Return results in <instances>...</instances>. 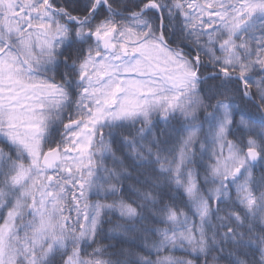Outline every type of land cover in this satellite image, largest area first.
Listing matches in <instances>:
<instances>
[{"label": "snow or ice", "instance_id": "6c2138e0", "mask_svg": "<svg viewBox=\"0 0 264 264\" xmlns=\"http://www.w3.org/2000/svg\"><path fill=\"white\" fill-rule=\"evenodd\" d=\"M0 264H264V0H0Z\"/></svg>", "mask_w": 264, "mask_h": 264}]
</instances>
